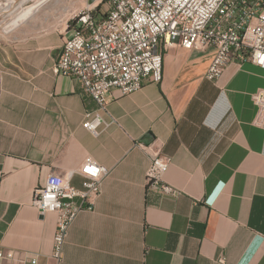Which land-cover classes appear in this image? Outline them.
<instances>
[{
    "label": "crops",
    "instance_id": "1",
    "mask_svg": "<svg viewBox=\"0 0 264 264\" xmlns=\"http://www.w3.org/2000/svg\"><path fill=\"white\" fill-rule=\"evenodd\" d=\"M76 9L47 0L0 30V249L12 253L0 264H264V128L251 99L264 71L232 61L209 81L213 50L174 44L159 84L110 91L94 136L82 127L94 101L51 72ZM154 156L168 159L172 195L146 183ZM87 157L106 175L56 262L55 217L32 206L33 190L68 172L80 188Z\"/></svg>",
    "mask_w": 264,
    "mask_h": 264
},
{
    "label": "built area",
    "instance_id": "2",
    "mask_svg": "<svg viewBox=\"0 0 264 264\" xmlns=\"http://www.w3.org/2000/svg\"><path fill=\"white\" fill-rule=\"evenodd\" d=\"M94 4L89 6L97 7ZM72 31L75 39H64L51 72L74 79L94 101L96 111L85 113L82 124L94 136L103 125L101 113L106 112L110 91L127 96L145 83L159 84L164 53L174 44L189 51L213 50L204 75L209 81L219 78L232 61L264 71V0H108L103 13L96 10L77 20ZM251 99L256 106L253 125L264 128V88ZM167 166L166 157H152L146 183L172 195L174 189L163 182ZM76 174L82 178L80 188L71 184L73 172L50 173L32 194L31 204L39 214L55 217L50 257L56 262L69 223L80 210L92 208L106 170L87 157ZM11 257L10 251L0 249V261ZM28 264H38L37 258Z\"/></svg>",
    "mask_w": 264,
    "mask_h": 264
},
{
    "label": "rangeland",
    "instance_id": "3",
    "mask_svg": "<svg viewBox=\"0 0 264 264\" xmlns=\"http://www.w3.org/2000/svg\"><path fill=\"white\" fill-rule=\"evenodd\" d=\"M47 0H0V30L6 29L12 25V23L20 17L22 13L27 11L32 6L37 8L41 6ZM53 1V0H52ZM70 8H77L76 13L86 7V9H91V11L96 12L99 10L103 11L107 8L108 0H95L96 6H89V0H66ZM49 3V2H48ZM52 3V2H51ZM92 3L93 5H95ZM50 4V3H49ZM10 6L9 11L6 9Z\"/></svg>",
    "mask_w": 264,
    "mask_h": 264
},
{
    "label": "bare ground",
    "instance_id": "4",
    "mask_svg": "<svg viewBox=\"0 0 264 264\" xmlns=\"http://www.w3.org/2000/svg\"><path fill=\"white\" fill-rule=\"evenodd\" d=\"M9 9H10V6L6 9V11H9ZM35 9L36 8L32 6L27 11L22 13L20 17H17L18 18L17 21H21L24 18L28 17ZM94 14H96V12L91 11V9L89 8L86 10H80L78 13L74 14L72 17V23H73L72 27H74V25L77 24V20H84L85 18H87V16H93ZM73 39H75V31H72L71 35L65 41H72Z\"/></svg>",
    "mask_w": 264,
    "mask_h": 264
},
{
    "label": "water",
    "instance_id": "5",
    "mask_svg": "<svg viewBox=\"0 0 264 264\" xmlns=\"http://www.w3.org/2000/svg\"><path fill=\"white\" fill-rule=\"evenodd\" d=\"M95 0H89V4H92Z\"/></svg>",
    "mask_w": 264,
    "mask_h": 264
},
{
    "label": "clouds",
    "instance_id": "6",
    "mask_svg": "<svg viewBox=\"0 0 264 264\" xmlns=\"http://www.w3.org/2000/svg\"><path fill=\"white\" fill-rule=\"evenodd\" d=\"M101 171H103V170L101 169Z\"/></svg>",
    "mask_w": 264,
    "mask_h": 264
}]
</instances>
